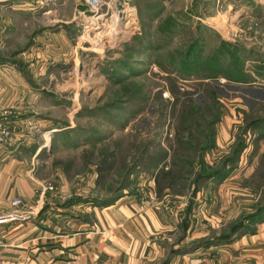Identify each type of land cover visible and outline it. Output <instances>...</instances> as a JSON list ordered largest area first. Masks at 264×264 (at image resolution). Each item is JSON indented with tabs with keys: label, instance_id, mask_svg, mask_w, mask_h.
<instances>
[{
	"label": "rangeland",
	"instance_id": "rangeland-1",
	"mask_svg": "<svg viewBox=\"0 0 264 264\" xmlns=\"http://www.w3.org/2000/svg\"><path fill=\"white\" fill-rule=\"evenodd\" d=\"M29 2L0 9V80H15L13 65L48 96L33 116L52 108L50 172L72 188L62 202L52 177L41 192L71 210L128 196L157 207L165 228L147 264H264V0H108L124 23L110 29L114 7L95 34L77 0ZM191 50L202 60L222 51V70L242 82L208 79ZM0 126L10 142L14 127ZM158 170L172 182L159 194ZM75 196L88 202L70 206ZM15 209L38 216L23 201Z\"/></svg>",
	"mask_w": 264,
	"mask_h": 264
},
{
	"label": "crops",
	"instance_id": "crops-1",
	"mask_svg": "<svg viewBox=\"0 0 264 264\" xmlns=\"http://www.w3.org/2000/svg\"><path fill=\"white\" fill-rule=\"evenodd\" d=\"M32 3L0 0V9L22 13L32 11ZM7 68L2 66L0 71H9ZM11 69L15 80H0V123L14 127L12 140L0 143V207L7 210L12 200L21 199L38 216L0 225V264H147L155 260L157 233L165 228L157 207L131 196L101 209L71 210L54 202L59 198L63 202L70 186L65 176L50 172L52 155L46 136L60 130L45 133L44 122L52 125L47 117L52 108L42 107L43 119L33 115L39 114L35 104L48 96L36 95L13 65ZM39 134L45 144L38 142ZM52 177L62 188L58 199L41 192V186ZM75 210L87 218H69Z\"/></svg>",
	"mask_w": 264,
	"mask_h": 264
},
{
	"label": "built area",
	"instance_id": "built-area-1",
	"mask_svg": "<svg viewBox=\"0 0 264 264\" xmlns=\"http://www.w3.org/2000/svg\"><path fill=\"white\" fill-rule=\"evenodd\" d=\"M81 6L85 5L89 11L91 12L92 16L89 17V20H86L87 16L84 17V21L86 24L85 33L86 34H95V31L101 30V27L104 25L103 22H107L105 20V17H107L110 13L113 12L115 5L109 4L108 0H77ZM123 6H121L122 8ZM124 8V7H123ZM105 10L107 12L105 13ZM111 10V12H110ZM49 13H51L49 11ZM82 15H86L87 12L80 13ZM46 15H49L46 13ZM113 15H111L112 18ZM105 20V21H104ZM93 23V24H92ZM91 25H95L90 28ZM9 130L7 128H4L3 126H0V143H7L9 141ZM50 190H53L52 187L49 188ZM12 210L7 214H1L0 213V225H6L12 222H20V221H26L29 220V214H27L23 210H16L15 208H19L22 205V201L19 199H15L12 202Z\"/></svg>",
	"mask_w": 264,
	"mask_h": 264
},
{
	"label": "trees",
	"instance_id": "trees-1",
	"mask_svg": "<svg viewBox=\"0 0 264 264\" xmlns=\"http://www.w3.org/2000/svg\"><path fill=\"white\" fill-rule=\"evenodd\" d=\"M224 46H226V43L222 42L221 43V47H222L221 49H223ZM196 52H197V54H196ZM221 54H222V51H218L216 55L209 57L205 60H202V58L200 56V51L198 52V50L197 51L191 50L188 52V57H191V61H192V63L195 64L196 67L201 68L203 71L207 72L208 74H211L208 79H211V78L215 79L216 76L222 75V76H225V78L229 81L242 82L239 79H234L231 76H228L224 72V70H222V68H221V56H220ZM194 55H196V56H194ZM232 79H234V80H232ZM207 148H209V146H207ZM240 152H242V149H240ZM163 160H164V157L160 158V161L158 160L157 165L160 162H162ZM102 171H104V170L100 169V172H102ZM158 173H157V176L154 177V180H155V183H157V189H158V194H159L160 190L162 188V186H161L162 183L166 182L167 187L170 189V188H172V182L169 180L171 178L170 170H168V171L158 170ZM168 180H169V182H168ZM116 201H117V198H110L109 200H105L104 202H97V203H98L99 207H101V206L108 207V206L114 205ZM87 202H88L87 199L77 197V198L73 199V201L71 200L69 204L71 206L74 204L87 203ZM63 207H66V204ZM222 240H224V237Z\"/></svg>",
	"mask_w": 264,
	"mask_h": 264
},
{
	"label": "bare ground",
	"instance_id": "bare-ground-1",
	"mask_svg": "<svg viewBox=\"0 0 264 264\" xmlns=\"http://www.w3.org/2000/svg\"><path fill=\"white\" fill-rule=\"evenodd\" d=\"M115 8H116V14H117V20H114V19H116V15H115V12H113V16H112V19H113V22H114V24H113V26H112V28H110V29H113L114 27H116V23L118 24V22H119V24L121 25L122 24V22H123V20H124V18H122L123 16H124V12H123V7L121 8V9H118L117 7H116V5L114 6ZM125 11V10H124ZM117 21V22H116ZM124 23V22H123ZM93 24V23H92ZM93 26H95V25H91L90 26V28L91 27H93ZM119 29V28H118ZM123 29V28H122ZM113 31H114V29H113ZM109 33L110 34H112V32H110L109 31ZM108 33V34H109ZM98 34H100V32L98 33ZM102 34V33H101ZM107 34V33H106ZM115 34H116V32H114L113 33V36H115ZM99 38V37H98ZM103 42L100 38L98 39V42ZM102 44V43H101ZM100 44V45H101ZM97 47H99V45L97 46ZM94 50V49H93ZM95 51V50H94Z\"/></svg>",
	"mask_w": 264,
	"mask_h": 264
},
{
	"label": "water",
	"instance_id": "water-1",
	"mask_svg": "<svg viewBox=\"0 0 264 264\" xmlns=\"http://www.w3.org/2000/svg\"><path fill=\"white\" fill-rule=\"evenodd\" d=\"M118 9H121V5L119 3L116 4Z\"/></svg>",
	"mask_w": 264,
	"mask_h": 264
}]
</instances>
